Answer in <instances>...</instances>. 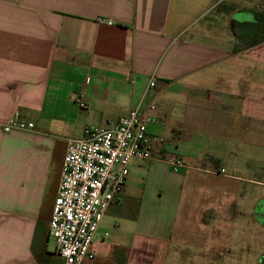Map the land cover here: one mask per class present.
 Here are the masks:
<instances>
[{"label":"crops","instance_id":"1","mask_svg":"<svg viewBox=\"0 0 264 264\" xmlns=\"http://www.w3.org/2000/svg\"><path fill=\"white\" fill-rule=\"evenodd\" d=\"M209 1L0 0V123H34L0 126V264H63L50 221L69 139L135 107L165 121L148 124L168 136L158 151L189 167L133 160L82 264H224L212 255L224 257V209L229 222L243 196L239 144L264 142V41L247 45L264 0ZM199 183L212 195L181 196Z\"/></svg>","mask_w":264,"mask_h":264},{"label":"built area","instance_id":"2","mask_svg":"<svg viewBox=\"0 0 264 264\" xmlns=\"http://www.w3.org/2000/svg\"><path fill=\"white\" fill-rule=\"evenodd\" d=\"M154 84L152 80L150 85ZM76 100L81 108L87 107L83 95ZM150 109L157 110L158 105L152 103ZM149 123L164 121L135 107L111 126L86 125L81 137L69 139L50 221V233L57 241L63 264H82L85 259L94 258L91 247L95 234L111 202L120 197L134 159L161 160L173 170L189 167L180 155L158 151L166 139L150 133ZM0 126L10 132L31 129L34 123L15 114ZM201 170L226 173L224 168Z\"/></svg>","mask_w":264,"mask_h":264},{"label":"rangeland","instance_id":"3","mask_svg":"<svg viewBox=\"0 0 264 264\" xmlns=\"http://www.w3.org/2000/svg\"><path fill=\"white\" fill-rule=\"evenodd\" d=\"M201 1L204 7H209L211 5V1L209 0H196ZM212 15H209V17ZM210 20V27L208 29L209 33L212 34H222V29L219 27V22L217 23L216 20L212 18H207L205 21ZM203 21L199 22V24L203 23ZM161 119L160 117H158ZM162 120V119H161ZM164 121V120H162ZM165 124V121H164ZM162 124V125H164ZM170 130V129H169ZM171 131V130H170ZM163 137L166 139V142H168V136L163 135ZM219 152H221L222 144L220 141L216 142ZM225 145V144H224ZM239 157L242 164L240 165L239 173L243 180L239 184L240 191L243 196L239 199V202L236 204L235 207V216L234 218H230L229 222L226 220V217L231 216L233 217L232 213L230 211H227V207L224 209V257L222 254H220V251L214 250L213 259L214 261L220 262L221 260H224V264H236L238 262H249L250 264H253L255 260L257 259V254L264 253V228L260 226L258 229L256 225L252 226L250 225V221H246V216L248 214V209L251 207V202L253 200L252 193H264V142H262V147H253L251 145H245V144H239ZM177 153L176 151H173ZM221 155V153H219ZM218 159L220 162L222 160L221 157H214ZM209 153L206 152L203 155V160L205 162H212L213 159ZM135 160V159H134ZM142 160V159H139ZM148 160H142V162H145ZM227 157L224 155V166L228 169V174L233 172V168L226 164ZM203 167H205L202 164ZM200 166V167H202ZM176 171V170H175ZM225 180V178H224ZM207 185H204L203 183H199L197 186L193 187H187L184 191L181 193V196H193L194 198L198 199H204L206 197H209L212 195V192L210 189L206 188ZM250 205L249 207H246ZM194 208V205H190L189 208ZM226 211L228 212V215H226ZM230 213V214H229ZM193 214V213H192ZM245 222V223H244ZM239 223V227L237 228V224ZM243 223L245 224L244 228H242ZM230 225V226H229ZM237 225V226H236ZM227 229V230H226ZM241 229H243V235H241ZM55 238L52 236L50 240V244L54 245ZM239 244H242L239 246ZM246 246L248 248V251L242 250L243 246ZM231 248V251L227 250ZM253 248H255V251H253ZM254 254H253V253ZM227 254V255H226ZM239 261L237 262V260ZM241 264V263H240Z\"/></svg>","mask_w":264,"mask_h":264},{"label":"flooded vegetation","instance_id":"4","mask_svg":"<svg viewBox=\"0 0 264 264\" xmlns=\"http://www.w3.org/2000/svg\"><path fill=\"white\" fill-rule=\"evenodd\" d=\"M243 214H248V216H246V218H247L246 221H250V223H251L250 225H252V226L256 225L257 229L260 226H262L264 228V196L259 198L258 200H256L254 203H251L250 213L244 212ZM244 223H243L242 228L245 227ZM241 235H243V229H241ZM241 245L242 244H239V246H241ZM245 249H246V251H248V248L244 245L242 250H245ZM229 250L231 251V248H229L227 250V252ZM253 251H255V248H253ZM238 261H239V259L237 260V262ZM240 263L241 264H250L249 262H246V261L238 262L236 264H240ZM253 264H264V253L257 254V259L255 260V262Z\"/></svg>","mask_w":264,"mask_h":264},{"label":"trees","instance_id":"5","mask_svg":"<svg viewBox=\"0 0 264 264\" xmlns=\"http://www.w3.org/2000/svg\"><path fill=\"white\" fill-rule=\"evenodd\" d=\"M259 24L252 35L251 41L247 45H254L264 41V12L257 14Z\"/></svg>","mask_w":264,"mask_h":264}]
</instances>
